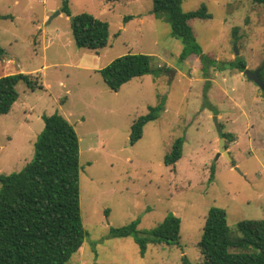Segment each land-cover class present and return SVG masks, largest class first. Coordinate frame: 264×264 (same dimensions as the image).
I'll use <instances>...</instances> for the list:
<instances>
[{"label":"rangeland","instance_id":"374dc122","mask_svg":"<svg viewBox=\"0 0 264 264\" xmlns=\"http://www.w3.org/2000/svg\"><path fill=\"white\" fill-rule=\"evenodd\" d=\"M60 6L0 0V14L11 16L0 19V76L33 72L43 86L30 92L19 83L26 108L0 114V173L18 172L33 157L41 116L56 112L73 125L85 238L66 264H202L198 242L211 207L225 210L231 232L239 221L264 219L263 90L236 68L211 67L205 78L197 56L181 60L183 44L151 13L152 0H69L72 15L87 12L108 23V44L98 51L76 46L69 17L55 15ZM181 7H205L210 15L191 20L203 53L222 63L241 60L250 72L262 64L264 10L251 0H183ZM128 53L152 55L163 70L112 91L99 70ZM161 96L164 110L132 142L133 121ZM177 138L181 157L165 166ZM221 139L231 160L217 155ZM169 214L180 220L178 245L152 236ZM132 222L149 240L143 254L132 236L110 234Z\"/></svg>","mask_w":264,"mask_h":264},{"label":"trees","instance_id":"16d2710c","mask_svg":"<svg viewBox=\"0 0 264 264\" xmlns=\"http://www.w3.org/2000/svg\"><path fill=\"white\" fill-rule=\"evenodd\" d=\"M117 2L122 0H106ZM183 0H152L151 13L169 23L171 36L181 41L179 58L197 56L205 78L212 67L216 70L238 69L243 72L245 62H219L211 58L197 42L193 19H207L205 7L195 11L182 10ZM261 12L264 0H251ZM60 12L73 16L72 37L77 47L98 51L108 44L109 25L91 13L72 15L69 0H61ZM131 16L125 18L129 19ZM11 18L0 14V19ZM236 42V41H235ZM2 51L0 47V52ZM154 57L143 53H128L112 60L99 72L106 86L118 91L129 80L163 70L156 67ZM264 84V60L258 67ZM167 71V69H166ZM31 74L17 72L0 76V114H7L18 99L17 85L24 83L31 91L41 86ZM264 95V90H263ZM164 98L138 116L130 128V140L142 137L146 123L158 118L164 110ZM44 126L33 143V157L18 172L0 173V264H66L82 247L85 231L80 208L79 138L73 125L61 114L42 116ZM227 140L231 135L221 133ZM183 139L177 138L164 155L165 166H175L182 154ZM227 149V146H225ZM215 173L210 168L209 180ZM135 223L111 228L117 237L132 236L143 254L149 240L135 229ZM180 220L167 215L153 230L158 242L179 244ZM202 264H264V219L242 220L235 232L227 225L226 212L211 207L205 217L198 242Z\"/></svg>","mask_w":264,"mask_h":264},{"label":"water","instance_id":"95a60500","mask_svg":"<svg viewBox=\"0 0 264 264\" xmlns=\"http://www.w3.org/2000/svg\"><path fill=\"white\" fill-rule=\"evenodd\" d=\"M60 13V11H57L55 13V15H58ZM69 20L72 22L73 21V16H70L69 17ZM234 51H235V54H237V50H236V47L234 46ZM260 70L257 69L255 72H250L249 70H246L244 69L243 70V74L248 78L250 79L251 81H253L259 88H261L262 90H264V84L260 78ZM214 120L217 124V117H214ZM217 127L219 128V125L217 124ZM218 156L220 155H224V156H227L230 159L227 151H226V148H225V140L224 139H221L220 141V148H219V151H218Z\"/></svg>","mask_w":264,"mask_h":264},{"label":"crops","instance_id":"0c3cea01","mask_svg":"<svg viewBox=\"0 0 264 264\" xmlns=\"http://www.w3.org/2000/svg\"><path fill=\"white\" fill-rule=\"evenodd\" d=\"M48 17V15H45V17H44V19H46ZM2 62H4V60H2ZM5 62H7V63H9V62H11V61H9V60H7V61H5ZM16 73L18 72V70L17 71H15ZM19 72H22V71H19ZM10 73V72H9ZM24 73V72H23ZM4 74H6V73H4ZM27 74H31V75H36L37 73H27ZM41 78V77H40ZM41 89H43V86H42V83H41ZM30 92H32L31 90H30ZM26 108V105L24 104V101L22 100V98H21V96H20V94H19V96H18V99L13 103V105H12V107H11V109H10V111L8 112V113H11V112H13V111H15V110H22V109H25ZM30 110H33L31 107H30ZM7 113V114H8ZM42 117V116H41ZM79 138V137H78Z\"/></svg>","mask_w":264,"mask_h":264}]
</instances>
